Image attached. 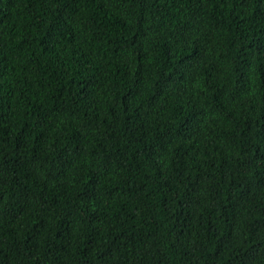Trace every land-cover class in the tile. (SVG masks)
<instances>
[{"label": "trees", "instance_id": "obj_1", "mask_svg": "<svg viewBox=\"0 0 264 264\" xmlns=\"http://www.w3.org/2000/svg\"><path fill=\"white\" fill-rule=\"evenodd\" d=\"M0 264H264V0H0Z\"/></svg>", "mask_w": 264, "mask_h": 264}]
</instances>
